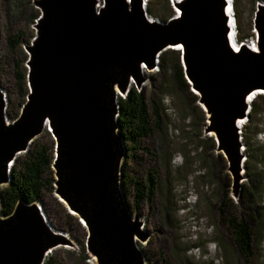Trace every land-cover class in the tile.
<instances>
[{"label": "water", "instance_id": "water-1", "mask_svg": "<svg viewBox=\"0 0 264 264\" xmlns=\"http://www.w3.org/2000/svg\"><path fill=\"white\" fill-rule=\"evenodd\" d=\"M34 3L40 15L26 46L28 94L14 120L0 86V192L14 158L46 129L55 140V193L85 222L97 264H145L135 237L147 235L121 186L126 148L117 96L127 94L131 78L141 83L143 64L153 68L162 51L181 46L206 131L215 134L237 187L245 156L237 121L248 118L247 96L264 91V4L254 16L257 47L234 51L232 0H178L179 13L164 22L149 16L143 0ZM60 243L64 237L35 202L18 201L9 216L0 215V264H43Z\"/></svg>", "mask_w": 264, "mask_h": 264}, {"label": "rangeland", "instance_id": "rangeland-1", "mask_svg": "<svg viewBox=\"0 0 264 264\" xmlns=\"http://www.w3.org/2000/svg\"><path fill=\"white\" fill-rule=\"evenodd\" d=\"M177 1L143 0L149 16L160 22L167 21L176 10H180ZM34 2L0 0V86L6 95V109L9 112L11 109L16 117L21 109L17 113L19 97L14 63L19 60L25 67L27 65L26 46L36 33L37 19L34 22L31 19L36 11H40ZM232 3L236 44L257 47L254 16L258 4H264V0H232ZM20 31L24 33L23 38L11 50L7 38ZM171 49L175 48L160 53L157 66L148 68L143 64L141 83L130 84V88L145 92L150 107L153 102L159 105L162 115L161 129L144 137L140 142L141 149L138 148L129 158L125 156L121 163V167L126 163L127 174L137 180L144 181L149 172L157 180L151 200L143 198L135 202L134 186L124 194L130 212L133 217H138L142 231L147 235L144 240L135 237L136 244L145 264H264V94L253 96L248 118H243L240 135L245 156L235 187L227 157L224 161L218 157L223 153L217 149V138L214 133L211 135L212 132L206 131L207 113L205 111L203 118L197 109L204 110L202 103L181 94L173 82L170 66L168 68ZM162 55L167 59L164 67L160 65ZM190 90L198 95L192 86ZM125 95H118L117 99ZM207 137H213L215 148L206 141ZM46 140L37 137L39 142ZM246 150L252 159H248ZM252 182L260 186L255 199L260 213L252 214L253 255L245 259L238 253L229 229L222 224L217 206L227 183L236 204L239 197L246 198ZM35 203L53 230L64 237V243L51 248L47 256L52 255L64 264H97L96 257L87 248V226L81 224L83 219L77 213H72L66 203L60 201L55 188L44 194L41 203ZM241 210H237V214L249 218V208Z\"/></svg>", "mask_w": 264, "mask_h": 264}, {"label": "trees", "instance_id": "trees-1", "mask_svg": "<svg viewBox=\"0 0 264 264\" xmlns=\"http://www.w3.org/2000/svg\"><path fill=\"white\" fill-rule=\"evenodd\" d=\"M167 2V0H166ZM235 7V4H234ZM40 11H36L32 16L31 21L37 19ZM24 33L20 31L17 35H11L7 38V43L11 50L18 46L23 38ZM242 40V38H241ZM169 62L171 77L174 84L178 87L181 94H187L191 100L196 101L199 99L190 90V84L185 76L184 67L180 61V52L175 49L169 50ZM161 67H164V61L167 62L164 55L161 56ZM15 81L18 89L19 102L17 103L18 109H21L28 94L27 86V68L24 66L23 61H15L14 63ZM119 105V112L117 117L118 132L123 136L124 145L126 148V157L129 158L138 148L141 149L140 142L144 137H147L155 131L161 129L162 115L159 105L152 103L150 107L147 96L143 90H138L131 87L124 97L117 99ZM8 108H12L9 106ZM199 113L205 116V111L201 107H197ZM10 118H15L16 113H12L11 109L6 110ZM37 137L47 138L45 142L37 141ZM36 138L33 139L27 151L16 156L10 166V181L7 186L3 187L0 192V215L9 216L18 201L31 204L34 202H42L43 196L47 192L54 191V139L48 130H44ZM206 141L215 148L213 137H207ZM248 159L251 154L246 150L245 153ZM224 161L221 153L218 155ZM252 159V158H251ZM126 163L121 167V186L124 191L128 190L130 186H134L135 202H139L143 198L152 199L155 193L157 180L155 175L151 172L147 175L145 180H137L127 174ZM216 166V162H213ZM260 190L259 183L252 182L247 188L246 198L239 197L234 203L231 196L230 184H226L223 188V194L220 197V202L217 206L218 213L222 224H224L231 233L232 241L238 253L245 259H249L253 255V227H252V214L258 215L260 212L257 207L255 199L257 198ZM246 202H245V201ZM254 204L255 206H252ZM249 208V218L241 217L237 214V210ZM241 210V211H242ZM43 264H64L56 257L49 255L45 257Z\"/></svg>", "mask_w": 264, "mask_h": 264}, {"label": "bare ground", "instance_id": "bare-ground-1", "mask_svg": "<svg viewBox=\"0 0 264 264\" xmlns=\"http://www.w3.org/2000/svg\"><path fill=\"white\" fill-rule=\"evenodd\" d=\"M128 1H129V0H128ZM228 2L230 3L231 0H228ZM100 4H101V0H99V5H100ZM144 7H146V6L144 5ZM230 9H231V7H230ZM232 10H233V7H232ZM176 12L179 13V10H176ZM176 12H175V13H176ZM233 14H234V13H233ZM231 29H232V30H231V32H230V36H229V37H230V43H231V45L233 46L234 51H235V50L238 49L239 45L236 44V42H235V38H233V37H234L233 27H232ZM179 47H181V46H173V48H175V49H178ZM249 47H250L251 49H255V48H256L255 46H251V45H249ZM178 50H179V49H178ZM142 70H144L143 67H142ZM132 83H135V80L131 78V80H130V84H132ZM258 93H259V94H264V91H263V90H256V91H254L252 94H249V95L247 96V102H248V103H251V101L253 100V96H255V94H258ZM237 122H238V125H239L240 129H241L244 120H243V119H240V120H238ZM211 135H213V133H211ZM72 213L76 214L75 212H72ZM43 216H44L46 222L49 224V222H48V220L46 219L44 213H43ZM81 224H82L83 226H85V222L82 221ZM49 225H50V227H51V224H49ZM51 229L53 230L52 227H51ZM53 231H54V230H53ZM48 253H49V251L47 252L46 255H48Z\"/></svg>", "mask_w": 264, "mask_h": 264}]
</instances>
